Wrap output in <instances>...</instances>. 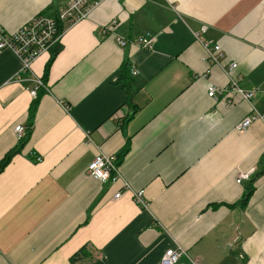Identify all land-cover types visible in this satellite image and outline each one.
<instances>
[{"label":"crops","instance_id":"0c3cea01","mask_svg":"<svg viewBox=\"0 0 264 264\" xmlns=\"http://www.w3.org/2000/svg\"><path fill=\"white\" fill-rule=\"evenodd\" d=\"M68 1L0 0V28ZM54 49L26 72L0 51V162L15 151L0 170V264H158L177 247L199 264H264V121L239 128L264 114V0H103ZM233 62L254 96L228 105L206 90ZM99 153L117 159L105 183L86 171Z\"/></svg>","mask_w":264,"mask_h":264},{"label":"built area","instance_id":"2783aa9c","mask_svg":"<svg viewBox=\"0 0 264 264\" xmlns=\"http://www.w3.org/2000/svg\"><path fill=\"white\" fill-rule=\"evenodd\" d=\"M103 0H69L68 3L60 8L54 16H46L39 14L18 30L13 33H5L0 28V51L4 49L12 50L21 61L20 72H26L30 68V64L41 54L47 52L50 48L57 45L61 33L65 27H68L75 22L84 19L90 10L96 8ZM206 28L202 27L201 31ZM195 39L201 42L205 48V57L208 62L220 64L217 60V54L220 51V46L212 41H204L199 37L198 33H193ZM117 42L120 45H125V40L117 37ZM139 43L144 47H150L152 39L149 37L142 38ZM236 68V63H231L225 68L227 76V84L225 86H217L215 84H208L206 94L209 98L225 99L226 104H230L235 96H240L245 101H250L254 96V91L244 90L239 86V78L235 77L232 71ZM134 75L135 70H131ZM38 84L42 85L38 80ZM31 95H36V89L31 90ZM263 120L264 114L253 111L250 115L244 117L240 123L239 128L245 129L250 123L255 120ZM26 127L17 125L14 132L17 140L22 141L26 136ZM36 160H40L36 157ZM87 174L101 183H105L114 179L118 175L117 159L115 156H107L104 154H96L93 159L87 164ZM250 179V173H240L236 176L235 182L240 184ZM121 196L120 192L114 194L113 198L117 199ZM133 201L142 208L148 207V202L143 197V190H138L132 194ZM181 258H186L185 264H199L195 259L189 257L187 252L182 248H167L162 253L158 264H175Z\"/></svg>","mask_w":264,"mask_h":264},{"label":"trees","instance_id":"16d2710c","mask_svg":"<svg viewBox=\"0 0 264 264\" xmlns=\"http://www.w3.org/2000/svg\"><path fill=\"white\" fill-rule=\"evenodd\" d=\"M57 45H55L54 47L50 48L48 51L50 50H53ZM56 49L53 50V52H55ZM124 70L127 71V73H129L128 71H130L129 68H127L126 66L124 67ZM27 135V133H26ZM25 140V138L23 139V141ZM15 153V151L11 150L7 155L6 157L0 162V170L2 169V167L7 163V161L10 159V157ZM252 183H253V180H250L248 181V185H247V188H246V193L245 195L243 196V199L241 200L242 202L246 199V197L250 194V192L252 191Z\"/></svg>","mask_w":264,"mask_h":264},{"label":"rangeland","instance_id":"374dc122","mask_svg":"<svg viewBox=\"0 0 264 264\" xmlns=\"http://www.w3.org/2000/svg\"><path fill=\"white\" fill-rule=\"evenodd\" d=\"M263 121V120H262ZM100 182V181H99Z\"/></svg>","mask_w":264,"mask_h":264}]
</instances>
